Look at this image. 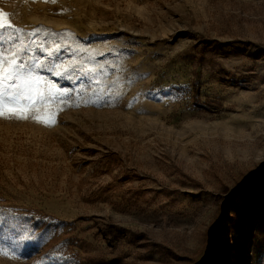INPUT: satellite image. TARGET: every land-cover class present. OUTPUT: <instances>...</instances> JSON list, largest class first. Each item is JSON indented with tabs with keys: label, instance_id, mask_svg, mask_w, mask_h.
<instances>
[{
	"label": "rangeland",
	"instance_id": "374dc122",
	"mask_svg": "<svg viewBox=\"0 0 264 264\" xmlns=\"http://www.w3.org/2000/svg\"><path fill=\"white\" fill-rule=\"evenodd\" d=\"M0 10L57 121L0 118V264H264V0Z\"/></svg>",
	"mask_w": 264,
	"mask_h": 264
},
{
	"label": "snow or ice",
	"instance_id": "6c2138e0",
	"mask_svg": "<svg viewBox=\"0 0 264 264\" xmlns=\"http://www.w3.org/2000/svg\"><path fill=\"white\" fill-rule=\"evenodd\" d=\"M35 2V0H34ZM50 2V0H43ZM54 2V0H51ZM39 29L31 33H23L22 29L15 27L7 18V14L0 10V118L28 120L33 119L35 122L41 123L46 127H52L56 124L55 114H46L44 116H33L35 105L39 102H51L54 97L51 94L46 96L43 89L37 87H27L21 89V83L25 85H41L44 83L43 78L35 71L40 67L39 60L34 65L29 66L20 56L22 51H27L28 45L24 44L23 48L19 45L23 44L22 36H26L31 40ZM53 38L56 33H50ZM60 35H69L68 33ZM32 43H35L32 40ZM60 45H56L58 51ZM98 83V81H94ZM35 92V95L33 94ZM68 92L63 91V96H67ZM60 103H67L61 97ZM79 106V105H77ZM26 237L21 236L20 242ZM3 252V249H0ZM6 254V253H5Z\"/></svg>",
	"mask_w": 264,
	"mask_h": 264
},
{
	"label": "water",
	"instance_id": "95a60500",
	"mask_svg": "<svg viewBox=\"0 0 264 264\" xmlns=\"http://www.w3.org/2000/svg\"><path fill=\"white\" fill-rule=\"evenodd\" d=\"M263 172V171H262ZM262 172L261 173H259L257 176H255L252 180H251V182L253 181V180H255L258 176H260L261 174H262ZM249 185V183H247L246 185H244L240 190H243L245 187H247ZM211 244H212V242L210 243V246H209V249H210V247H211Z\"/></svg>",
	"mask_w": 264,
	"mask_h": 264
}]
</instances>
